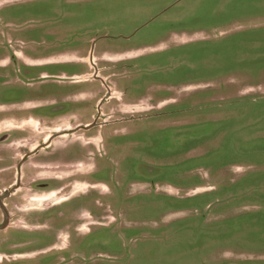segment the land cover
Wrapping results in <instances>:
<instances>
[{
  "label": "rangeland",
  "instance_id": "374dc122",
  "mask_svg": "<svg viewBox=\"0 0 264 264\" xmlns=\"http://www.w3.org/2000/svg\"><path fill=\"white\" fill-rule=\"evenodd\" d=\"M91 52L113 67L103 76L121 101L96 105L109 92L100 79L87 81ZM29 99L44 107L27 116L51 127L38 140L97 121L40 158L75 165L94 154L101 163L108 151L124 185L113 196L89 185L110 175L73 174L94 172L93 162L30 171L37 157L29 158L11 198L13 206L21 196L23 208L13 209V227L59 238L29 247L25 264H264V0H0V104ZM118 102L123 111L104 116ZM10 113L0 106V127ZM113 127L124 130L117 146ZM29 146L0 141L1 190L16 182L2 168ZM89 191L107 196L106 219H33ZM73 233L79 251H71ZM15 257L1 254L0 264H19Z\"/></svg>",
  "mask_w": 264,
  "mask_h": 264
},
{
  "label": "flooded vegetation",
  "instance_id": "af4514ba",
  "mask_svg": "<svg viewBox=\"0 0 264 264\" xmlns=\"http://www.w3.org/2000/svg\"><path fill=\"white\" fill-rule=\"evenodd\" d=\"M183 46V45H181ZM89 60L85 61V65L88 68V80H101L103 87L109 92L108 95H103L97 100L96 105H99L101 108L102 104L106 100H122L117 99V95L113 94V90L111 85L108 83V79L111 78V76H103V73H106L107 71H110L113 67L109 65H104V60H100L99 58L95 57L94 53H90L88 55ZM100 60L101 66L97 63L96 60ZM23 68H28V67H23ZM21 68V71L23 70ZM21 73V72H20ZM74 82V81H73ZM175 87V86H174ZM176 88V87H175ZM83 95L82 99L87 98L88 96L86 94H79ZM106 96V97H105ZM69 100V99H68ZM67 100V101H68ZM171 100V99H170ZM66 102L62 103V106L65 105ZM119 103V102H118ZM168 103V100L166 101ZM34 104V105H33ZM154 106L153 109H158L163 102H158L155 104L153 102ZM31 107H28V106ZM58 105V103H57ZM123 104H117V105H112L108 113L104 114L109 116V112L111 113L109 117H112L113 115L116 116L117 114L121 113L123 110L120 108ZM0 106H5L7 107V110L11 112L5 119V127H0V133H2V136L0 137V141L6 140L7 143H10V145L18 144L19 142L23 140H27L31 142V146L28 147V151L23 155V157L18 161L15 165L10 166V167H4L2 170H12L14 174L16 175V182L13 184L8 185V187L3 188L2 190L0 189V255L3 254L4 257L10 261V257L16 256V261H19V264H25V258L28 255L27 250L29 247H38L42 245L44 241V237H52L54 241L55 239H58L59 237L54 233V232H28L23 230L22 227L24 226H15L13 227V219L15 217L19 218V214L16 215L13 211L14 208H16V212H21L23 210L22 205H21V199L22 197L20 196V199H17L18 204H14L11 206V198L17 194V192H20L21 189V175L25 171V163L27 160L31 157H37L36 161L34 164H32V167L29 168L30 171L35 170L34 168L38 167H43V166H48L51 164H56L55 169L60 170L64 168H73L75 165H70L66 162L61 161L60 159H51L50 157L47 158H40L38 156V153L42 149L50 148L54 140L66 136V135H79L80 133H87L91 131L92 129L96 128L95 126L97 125V121H92V122H87L85 124L78 123L75 127H71V129H65L62 131H53V133L48 137L41 136L40 141L38 140V135H42L45 131V128H51L50 126L44 127L42 123V119L39 116L36 115H29L27 116L26 111H37L38 109H42L44 107V102L43 100L39 99H29V100H23L19 102H11L8 104H0ZM128 106V105H127ZM48 107H52L48 106ZM62 108V107H61ZM14 111V114H13ZM40 114V113H39ZM16 122V124H15ZM33 125H36L34 127ZM81 130V131H80ZM124 133L123 129H118V127H113L111 128L108 139L112 140L110 142V145L117 146L115 142H113L114 139L119 137V134ZM91 139H96V137H92ZM103 139V138H102ZM35 142L38 143V146L34 147ZM109 155L108 151H104L101 160H103L101 163L96 162V156L93 154L90 157V162L87 163L88 165L93 162L95 164V167L97 168L94 172H89L87 173L86 171L73 173L74 175H89L90 179H96V175L100 174H106L107 176L110 175V180H95L94 183L89 184L91 188H96L98 186H105L106 191H109L110 195L114 196V192L117 190L121 189L123 187V181L122 180H117L114 175L111 174L112 171V166L109 163H114L116 158H111ZM117 155V153L112 154ZM4 159H8L5 157ZM61 163V164H60ZM115 164H118V161L116 160ZM47 168V167H46ZM67 171V170H66ZM74 171V170H73ZM58 175V174H57ZM57 181H52L48 186H52L57 188ZM41 186V185H40ZM58 189V188H57ZM64 189V187L61 190H58L57 192H60ZM73 195V194H72ZM109 195V196H110ZM107 197V196H105ZM102 197L101 192L97 191H89V193H86L84 195H79L74 198H69L66 199L68 202L64 207L61 209L57 210V213L54 215L53 212L50 213H35V216L33 217L34 220L40 221L44 219L45 217H48L49 215L52 216L53 218L57 217H66V218H75L78 216V213L85 212L89 218H100V219H106L107 216L104 215V213L107 211L106 208L109 207L107 206V203L104 202V198ZM51 199V197H50ZM42 201H39L37 205H40ZM36 210L43 211L46 209H43L42 207H35ZM25 210V209H24ZM84 213V214H85ZM57 220V219H56ZM18 223H22V219H17ZM59 222L55 221L54 226H58ZM44 233V234H43ZM94 232H89L87 233L86 236L92 235ZM79 234L73 233L69 234L68 238L72 239V250L74 251H79V248H77L76 241H78L79 237H77ZM79 245V244H78ZM78 249V250H77ZM38 250V248L36 249ZM84 253V252H83ZM86 254V253H85ZM2 261V259H1ZM8 264V263H7Z\"/></svg>",
  "mask_w": 264,
  "mask_h": 264
},
{
  "label": "crops",
  "instance_id": "0c3cea01",
  "mask_svg": "<svg viewBox=\"0 0 264 264\" xmlns=\"http://www.w3.org/2000/svg\"><path fill=\"white\" fill-rule=\"evenodd\" d=\"M84 168H87V163L79 162L75 164V167L73 168H64L65 170H83Z\"/></svg>",
  "mask_w": 264,
  "mask_h": 264
}]
</instances>
